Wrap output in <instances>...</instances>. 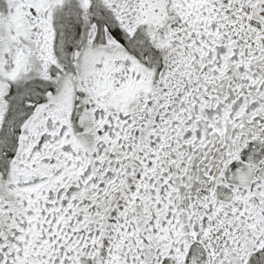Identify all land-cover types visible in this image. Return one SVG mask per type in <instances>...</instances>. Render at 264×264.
Listing matches in <instances>:
<instances>
[{"label": "snow or ice", "instance_id": "6c2138e0", "mask_svg": "<svg viewBox=\"0 0 264 264\" xmlns=\"http://www.w3.org/2000/svg\"><path fill=\"white\" fill-rule=\"evenodd\" d=\"M0 264H264V0H0Z\"/></svg>", "mask_w": 264, "mask_h": 264}]
</instances>
